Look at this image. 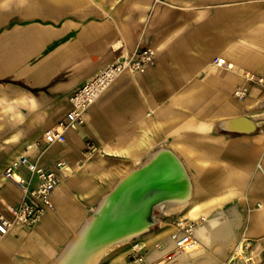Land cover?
Returning <instances> with one entry per match:
<instances>
[{"label": "crops", "instance_id": "obj_1", "mask_svg": "<svg viewBox=\"0 0 264 264\" xmlns=\"http://www.w3.org/2000/svg\"><path fill=\"white\" fill-rule=\"evenodd\" d=\"M144 48L155 50L154 64L122 74L64 144L45 142L76 92L122 51ZM216 57L264 78V0H0V200L22 198L2 177L21 156L49 166L64 155L69 164L52 209L0 241V264H55L102 203L154 159L183 169L187 202L135 208L146 229L111 245L99 264H140L137 245L152 263L174 244L179 220L201 219L191 209L213 199L225 216L196 231L210 253L177 264H239L242 237L262 257L264 95L236 97L251 84L234 72L209 80ZM242 119L250 130L231 126Z\"/></svg>", "mask_w": 264, "mask_h": 264}, {"label": "built area", "instance_id": "obj_2", "mask_svg": "<svg viewBox=\"0 0 264 264\" xmlns=\"http://www.w3.org/2000/svg\"><path fill=\"white\" fill-rule=\"evenodd\" d=\"M156 52L152 48L122 51L110 64L104 66L89 82L71 97L72 110L68 115L52 125L45 133L44 140L48 145L64 144L68 133L84 126L89 109L101 98L111 85L125 72H143L149 65L154 64ZM213 72L208 75L209 80L229 71L240 75L249 82L250 86L237 87L234 95L245 99L248 96L258 99L259 91L264 88V78H260L238 67L233 61L223 57L213 59ZM95 152L93 142H87V154ZM66 156L59 155L48 166L38 162H31L26 156H21L11 166L2 172V177L11 181L22 198L19 201L4 202L0 209V241L14 228L16 224L30 227L41 216L52 209V194L62 178L69 172ZM213 200H210L204 214L219 217L221 214ZM203 214V215H204ZM198 226L195 220L181 219L177 223V231L172 238L176 241V248L167 255V264H177V259L183 254H194L198 251V242L194 231ZM138 252V261L146 264V259ZM233 256L240 264H264V256L259 258L254 251L253 243L242 237L237 240ZM153 264H161L157 261Z\"/></svg>", "mask_w": 264, "mask_h": 264}, {"label": "bare ground", "instance_id": "obj_3", "mask_svg": "<svg viewBox=\"0 0 264 264\" xmlns=\"http://www.w3.org/2000/svg\"><path fill=\"white\" fill-rule=\"evenodd\" d=\"M263 95L264 88L259 91L258 98ZM231 126L250 130L252 123L242 119L233 122ZM188 191V180L181 167L175 163L154 159L143 170L131 174L118 191L102 203L98 217L91 220L86 231L78 234L55 264H99L111 245L129 240L139 231L146 229L134 217L135 208L147 204L154 207L167 204L169 209H180L188 200ZM209 203L210 200H207L191 209V216L197 219L201 216V219L197 220L200 225L214 224L225 216L224 210L220 207H217L221 214L219 217L206 216L204 212ZM213 203L219 205L216 199H213ZM196 231L197 228L194 237L199 247L194 254L200 257L210 253V250L203 240L197 237ZM136 247L139 249L140 246ZM175 248L174 240L172 247L150 264L156 261L167 264V255Z\"/></svg>", "mask_w": 264, "mask_h": 264}, {"label": "rangeland", "instance_id": "obj_4", "mask_svg": "<svg viewBox=\"0 0 264 264\" xmlns=\"http://www.w3.org/2000/svg\"><path fill=\"white\" fill-rule=\"evenodd\" d=\"M136 250V249H135ZM254 251H255V254L258 256V254H257V252H256V250L254 249ZM264 256V255H263ZM262 256V257H263ZM259 257V256H258ZM262 257H259V258H262ZM132 260H136V261H138V258H136V256H133L132 257ZM239 264H240V262L237 260V259H235ZM140 264H143V263H140Z\"/></svg>", "mask_w": 264, "mask_h": 264}]
</instances>
